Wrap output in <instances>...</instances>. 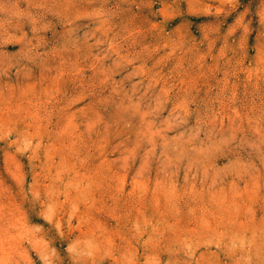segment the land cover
<instances>
[{
    "label": "rangeland",
    "instance_id": "374dc122",
    "mask_svg": "<svg viewBox=\"0 0 264 264\" xmlns=\"http://www.w3.org/2000/svg\"><path fill=\"white\" fill-rule=\"evenodd\" d=\"M0 264H264V0H0Z\"/></svg>",
    "mask_w": 264,
    "mask_h": 264
}]
</instances>
